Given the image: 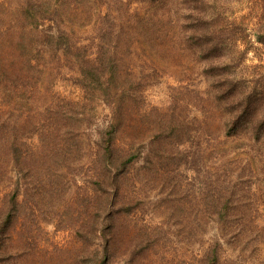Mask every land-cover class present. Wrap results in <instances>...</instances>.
Wrapping results in <instances>:
<instances>
[{
	"label": "rangeland",
	"instance_id": "1",
	"mask_svg": "<svg viewBox=\"0 0 264 264\" xmlns=\"http://www.w3.org/2000/svg\"><path fill=\"white\" fill-rule=\"evenodd\" d=\"M258 23L250 0H0V264H264Z\"/></svg>",
	"mask_w": 264,
	"mask_h": 264
},
{
	"label": "trees",
	"instance_id": "2",
	"mask_svg": "<svg viewBox=\"0 0 264 264\" xmlns=\"http://www.w3.org/2000/svg\"><path fill=\"white\" fill-rule=\"evenodd\" d=\"M250 1L253 2L254 14H255L256 18H258V20H259V23L257 25L258 28H256L254 30V34L256 36L257 42L259 44H261L263 49H264V0H250ZM37 9L34 8L32 5L31 10L33 12H35L36 14L38 12ZM243 102H245L246 105L244 106V109L241 110L242 113L240 114V116H237L233 119L234 120V121H232L233 124H236L237 120H239L238 118H243L246 115V113L248 112V108L250 105V101H248V97ZM100 264H103V261H101Z\"/></svg>",
	"mask_w": 264,
	"mask_h": 264
}]
</instances>
